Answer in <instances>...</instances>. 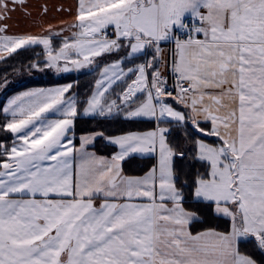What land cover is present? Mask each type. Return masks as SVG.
Returning <instances> with one entry per match:
<instances>
[{
    "label": "snow or ice",
    "instance_id": "obj_1",
    "mask_svg": "<svg viewBox=\"0 0 264 264\" xmlns=\"http://www.w3.org/2000/svg\"><path fill=\"white\" fill-rule=\"evenodd\" d=\"M55 12L0 0V91L69 81L0 103V264H264V0Z\"/></svg>",
    "mask_w": 264,
    "mask_h": 264
},
{
    "label": "trees",
    "instance_id": "obj_2",
    "mask_svg": "<svg viewBox=\"0 0 264 264\" xmlns=\"http://www.w3.org/2000/svg\"><path fill=\"white\" fill-rule=\"evenodd\" d=\"M4 67H6V66L0 64V71H2V69ZM8 73H9V78H10V76H11V69L10 68L8 69ZM65 75H71L73 79H78L80 82V86H81L80 90L82 92L86 91V86L93 79V76L90 74L89 75H79L77 73H73V74H65ZM65 82H69V81L60 80L59 77L55 74H50L48 76H35L34 78L29 79L26 82L19 83L16 86L12 85L11 83H13V82L10 81L8 91L6 93L3 91H0V103L4 102L6 100V98L9 97L10 95H12L16 92L25 90L27 88L46 86V85H56L57 83H65ZM95 126H96V122L89 120V118H87V117L83 118L81 123H80V127L83 129L92 128Z\"/></svg>",
    "mask_w": 264,
    "mask_h": 264
},
{
    "label": "crops",
    "instance_id": "obj_3",
    "mask_svg": "<svg viewBox=\"0 0 264 264\" xmlns=\"http://www.w3.org/2000/svg\"><path fill=\"white\" fill-rule=\"evenodd\" d=\"M30 2L35 6L41 2H43V0H30ZM47 3L49 4L50 8H52V15L56 16L57 13L55 12V8L59 7L61 5L64 6H68L70 4H74L75 0H47ZM13 25L15 26L17 23H19L20 28L24 27V21L23 18L19 16V14H17V16L14 18V20L12 21ZM14 30L15 29L14 27ZM50 85H46V86H39V87H49ZM23 91V90H22Z\"/></svg>",
    "mask_w": 264,
    "mask_h": 264
},
{
    "label": "rangeland",
    "instance_id": "obj_4",
    "mask_svg": "<svg viewBox=\"0 0 264 264\" xmlns=\"http://www.w3.org/2000/svg\"><path fill=\"white\" fill-rule=\"evenodd\" d=\"M54 74V73H53ZM56 75V74H55ZM35 76H29V75H27V74H24V75H20V76H13V75H11L10 76V81H12L13 83H11L12 85H18L19 83H23V82H26V81H28L29 79H32V78H34ZM52 86H55V85H50L49 87H52ZM31 88H37V87H31ZM27 89H30V88H27ZM27 89H25V90H27ZM25 90H23V91H25ZM19 92H22V91H19ZM19 92H16V93H14V94H18ZM14 94H12V95H14ZM11 96V95H10ZM9 96V97H10ZM54 118V117H53Z\"/></svg>",
    "mask_w": 264,
    "mask_h": 264
}]
</instances>
